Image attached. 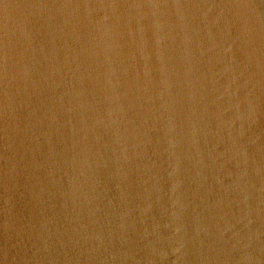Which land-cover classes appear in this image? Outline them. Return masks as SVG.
Here are the masks:
<instances>
[{
  "label": "water",
  "instance_id": "95a60500",
  "mask_svg": "<svg viewBox=\"0 0 264 264\" xmlns=\"http://www.w3.org/2000/svg\"><path fill=\"white\" fill-rule=\"evenodd\" d=\"M0 264H264V0H0Z\"/></svg>",
  "mask_w": 264,
  "mask_h": 264
}]
</instances>
